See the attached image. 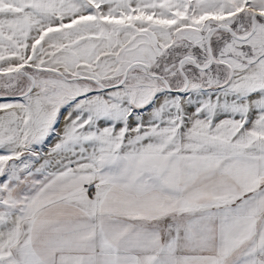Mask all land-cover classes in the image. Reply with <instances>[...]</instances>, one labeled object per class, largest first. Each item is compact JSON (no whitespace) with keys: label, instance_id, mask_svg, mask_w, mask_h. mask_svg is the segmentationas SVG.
<instances>
[{"label":"snow or ice","instance_id":"1","mask_svg":"<svg viewBox=\"0 0 264 264\" xmlns=\"http://www.w3.org/2000/svg\"><path fill=\"white\" fill-rule=\"evenodd\" d=\"M0 264H264V0H0Z\"/></svg>","mask_w":264,"mask_h":264},{"label":"rangeland","instance_id":"2","mask_svg":"<svg viewBox=\"0 0 264 264\" xmlns=\"http://www.w3.org/2000/svg\"><path fill=\"white\" fill-rule=\"evenodd\" d=\"M50 145L49 144H45L44 146H43V152H46L47 150H48V147H49Z\"/></svg>","mask_w":264,"mask_h":264},{"label":"crops","instance_id":"3","mask_svg":"<svg viewBox=\"0 0 264 264\" xmlns=\"http://www.w3.org/2000/svg\"><path fill=\"white\" fill-rule=\"evenodd\" d=\"M54 141L50 140L47 144H49L51 146V144L53 143ZM49 146V147H50ZM47 152V151H46Z\"/></svg>","mask_w":264,"mask_h":264}]
</instances>
